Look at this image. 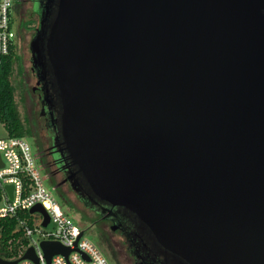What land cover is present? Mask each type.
<instances>
[{
	"label": "water",
	"instance_id": "1",
	"mask_svg": "<svg viewBox=\"0 0 264 264\" xmlns=\"http://www.w3.org/2000/svg\"><path fill=\"white\" fill-rule=\"evenodd\" d=\"M30 49L86 206L165 264H264V0H44Z\"/></svg>",
	"mask_w": 264,
	"mask_h": 264
},
{
	"label": "built area",
	"instance_id": "2",
	"mask_svg": "<svg viewBox=\"0 0 264 264\" xmlns=\"http://www.w3.org/2000/svg\"><path fill=\"white\" fill-rule=\"evenodd\" d=\"M14 0H0V55L10 52L16 44L17 32L13 26ZM0 219L16 216L23 226L28 244L20 248L16 264H37L30 258L21 259L33 247L39 264H109L106 256L91 240L85 230L63 210L54 192L49 190L38 167V157L28 137L0 138ZM13 185L12 198L6 185ZM41 205L43 211H32ZM49 218L47 224L46 219ZM81 235V236H80ZM44 241L57 242L70 249L66 256L56 253L49 263L42 246Z\"/></svg>",
	"mask_w": 264,
	"mask_h": 264
},
{
	"label": "flooded vegetation",
	"instance_id": "3",
	"mask_svg": "<svg viewBox=\"0 0 264 264\" xmlns=\"http://www.w3.org/2000/svg\"><path fill=\"white\" fill-rule=\"evenodd\" d=\"M23 2L24 8L21 6L20 0H14L13 6L19 9L23 8L25 14L28 11L31 12L34 8L33 5L35 4L41 3L42 7L44 6V0H23ZM27 15L22 20V29L30 28L28 22L31 20H29L30 18H28ZM39 25L40 22L33 28V36L36 34ZM37 81L34 88L41 91L40 103L46 111L43 115V125L40 126L33 136L34 143L37 144L34 146L33 150L50 179V187L55 190L58 197H61V200H66V202L69 201L80 209H89L100 215L95 209L84 204L85 199L81 192L78 191L80 185H77L76 189H74L72 183L65 180L66 170L64 168V160L60 157L54 146L55 128L53 123L48 121L50 111L42 98V84H37ZM50 118L52 120L51 115ZM100 221L104 226L99 234L100 241L103 248L110 254L111 260L114 264H126L127 262L129 264L166 263V259L163 255L155 254V251L152 249L151 243L148 240L147 234L138 228L136 222L124 219L123 228H121L119 223L104 219L101 215L97 219V222ZM114 226H116V228H114Z\"/></svg>",
	"mask_w": 264,
	"mask_h": 264
},
{
	"label": "rangeland",
	"instance_id": "4",
	"mask_svg": "<svg viewBox=\"0 0 264 264\" xmlns=\"http://www.w3.org/2000/svg\"><path fill=\"white\" fill-rule=\"evenodd\" d=\"M20 4L24 8L23 0H20ZM33 6L34 8L32 9V11H28L29 13L27 12L26 14L24 13L23 8L19 9L15 6L12 7L13 26L17 32L15 42L17 45V52L19 56L16 63L15 74L12 77V81L17 89L18 105L22 116H28L30 119L34 117H39L41 125H43V115L45 114L46 110L40 103V98L42 94L41 91L34 88L36 86L37 73L36 69L34 71L32 67V53L30 49V42L34 37L33 28L36 27L41 21L42 4L39 3ZM26 15L28 18H30L29 20H31L28 22L30 28L22 29L21 23ZM22 96H26V99L23 100L21 98ZM7 136L8 131L3 125V123L0 121V138H4ZM28 140L33 148L37 145L36 143H34L33 137H28ZM40 163V160H38V167L41 171L45 184L49 190L54 192V195L62 205L63 210L67 213L68 216H70V218L76 224H78L83 230H85V238L91 240L95 245H97V247H99V249L106 256L109 264H114L111 260L110 254L103 248L100 241L99 234L100 231L104 228L103 223L101 221L97 222V219L100 215L96 214L95 212L89 209H80L69 201L66 202V200H61V197H58L56 195L55 190L51 189L50 179L48 178L44 168ZM126 264L129 263L127 262Z\"/></svg>",
	"mask_w": 264,
	"mask_h": 264
},
{
	"label": "trees",
	"instance_id": "5",
	"mask_svg": "<svg viewBox=\"0 0 264 264\" xmlns=\"http://www.w3.org/2000/svg\"><path fill=\"white\" fill-rule=\"evenodd\" d=\"M17 45L14 43L6 55H0V121L8 136L33 137L40 128L39 117H23L18 105L17 89L12 81L18 60ZM34 90V89H33ZM39 90V89H38ZM23 100L26 96L21 97ZM48 121H51L50 115ZM2 190L0 188V199ZM65 203V202H63ZM24 228L16 216L0 219V257L6 260L17 258L20 248L28 244L23 236Z\"/></svg>",
	"mask_w": 264,
	"mask_h": 264
}]
</instances>
